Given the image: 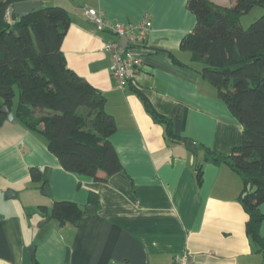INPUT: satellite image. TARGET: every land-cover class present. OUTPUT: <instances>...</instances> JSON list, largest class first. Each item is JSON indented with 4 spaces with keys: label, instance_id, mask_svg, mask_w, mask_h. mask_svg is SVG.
<instances>
[{
    "label": "crops",
    "instance_id": "0c3cea01",
    "mask_svg": "<svg viewBox=\"0 0 264 264\" xmlns=\"http://www.w3.org/2000/svg\"><path fill=\"white\" fill-rule=\"evenodd\" d=\"M37 1L69 13L61 50L67 66L105 97V111L116 125L110 142L123 170L103 183L64 171L45 140L12 110L13 121L0 127V264H172L184 251L193 264H264L246 235L241 178L226 165L205 162L197 150L201 145L227 156L241 144L242 131L199 66L190 64V54L179 49L194 26L186 0ZM87 9L121 24L147 15L152 31L144 43L123 49L120 37L96 31L84 16ZM106 43L141 60L123 90L110 76ZM170 53L188 66L175 64ZM132 88L171 120L174 135L193 143L195 153L167 139L165 127L151 119ZM32 167L41 171L49 195L32 183ZM9 190L16 196L6 200ZM90 193L99 198L96 208L88 205ZM54 201L92 211L61 225L49 216ZM259 211L264 217V202ZM260 235L264 240V220Z\"/></svg>",
    "mask_w": 264,
    "mask_h": 264
},
{
    "label": "trees",
    "instance_id": "16d2710c",
    "mask_svg": "<svg viewBox=\"0 0 264 264\" xmlns=\"http://www.w3.org/2000/svg\"><path fill=\"white\" fill-rule=\"evenodd\" d=\"M30 1L34 0H0V127L7 120L2 108L11 113L17 95L18 121L45 140L64 171L106 182L123 168L110 142L116 125L105 111V97L66 64L61 46L70 15L64 8L41 6L11 20L12 7ZM234 1L225 7L209 0H186L195 23L181 38L179 49L190 54V64L199 66V75L216 90L241 128L242 142L229 155L201 145L197 150L204 153L205 162L226 165L241 178L238 201L248 217L246 235L264 256L260 235L264 217L259 211L264 202V15L246 29L239 24L241 15L264 8V0ZM169 56L175 64L188 66ZM133 92L151 119L165 127L170 142H188L174 135L171 120L138 89ZM29 174L42 189L41 171L32 167ZM195 181L202 183V165L195 168ZM88 205L98 207L96 194L88 195ZM84 214L74 202L54 201L49 216L65 225L75 224Z\"/></svg>",
    "mask_w": 264,
    "mask_h": 264
},
{
    "label": "built area",
    "instance_id": "2783aa9c",
    "mask_svg": "<svg viewBox=\"0 0 264 264\" xmlns=\"http://www.w3.org/2000/svg\"><path fill=\"white\" fill-rule=\"evenodd\" d=\"M9 14L10 11L7 12V16ZM84 16L98 32H108L117 37L126 36L130 46L144 43L152 31V23L147 15L135 24L111 22L95 9L85 10ZM102 50L110 54V76L116 81L118 87L123 90L130 79V71L137 72L141 67V60L130 53L120 51L116 43H106ZM172 264H193V258L189 252L184 251L174 256Z\"/></svg>",
    "mask_w": 264,
    "mask_h": 264
},
{
    "label": "water",
    "instance_id": "95a60500",
    "mask_svg": "<svg viewBox=\"0 0 264 264\" xmlns=\"http://www.w3.org/2000/svg\"><path fill=\"white\" fill-rule=\"evenodd\" d=\"M39 7H41V2L37 1V0L25 2V3H21V4H16L11 9L10 18L12 21H14L16 19H21ZM119 42H120V44H122L121 47L123 49H125V47L127 46V43H128V39L126 36H121ZM2 112L7 115V121L8 122L13 121L14 117H13L12 113H9V111L7 110L6 107L2 108ZM186 148H187V150H189L191 152H194V153L196 152L195 146L191 142L186 143ZM42 193H43V195H49L50 194L49 188L46 184L42 188ZM15 196H16L15 193L9 190V191H7V193L5 195V199L6 200L12 199ZM91 211H92L91 206H88L85 210V212H87V213H89ZM49 219H50V217H47L43 223H47L49 221ZM33 251H34L33 248L29 249L30 254H33Z\"/></svg>",
    "mask_w": 264,
    "mask_h": 264
},
{
    "label": "rangeland",
    "instance_id": "374dc122",
    "mask_svg": "<svg viewBox=\"0 0 264 264\" xmlns=\"http://www.w3.org/2000/svg\"><path fill=\"white\" fill-rule=\"evenodd\" d=\"M209 1H212V2H214L216 4H218V5L225 6V7H232L235 4L234 0H209ZM187 12H189V14H192L188 10H187ZM263 15H264V8L254 7L247 14L241 15L239 17V24L241 25V27L246 29L251 23H253L256 19L260 18ZM192 16H193L194 21H195V17H194L193 14H192ZM194 21H193V24H194ZM184 24H187V19L186 18H185ZM193 24H192V26H193ZM188 26H189V22H188ZM187 54H188V52H187ZM16 107H17V95L15 96V98L13 100L12 110L15 111Z\"/></svg>",
    "mask_w": 264,
    "mask_h": 264
}]
</instances>
